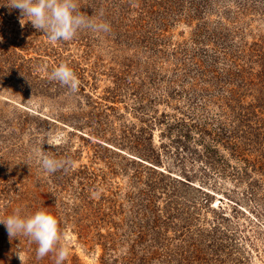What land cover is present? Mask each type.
Masks as SVG:
<instances>
[{"label":"trees","instance_id":"16d2710c","mask_svg":"<svg viewBox=\"0 0 264 264\" xmlns=\"http://www.w3.org/2000/svg\"><path fill=\"white\" fill-rule=\"evenodd\" d=\"M208 1L77 0L82 13L107 22L110 31H79L71 42L83 47L80 56L64 55L63 47L53 50V67L64 62L80 82L87 75L96 81L98 71L82 64L93 56L96 38L108 43L119 68L111 70L114 86L104 99H131L141 123L132 152L151 164L140 163L129 174L130 216L89 238L101 247L100 264H249L237 247L242 240L225 225L224 208L212 206L215 195L204 188L216 190L226 177L247 179V195L254 197L264 186V50L233 49L225 37L208 33ZM14 14L0 6L1 32L17 21ZM180 19L196 20L195 34L172 45L166 34ZM131 48L133 54L120 61ZM56 87L66 89L58 82ZM161 103L172 113L153 110ZM154 127L161 128L158 147ZM167 154L179 162L181 178L172 177L167 166L168 173L154 168ZM195 162L202 168L195 170ZM78 232L84 239L90 233Z\"/></svg>","mask_w":264,"mask_h":264},{"label":"rangeland","instance_id":"374dc122","mask_svg":"<svg viewBox=\"0 0 264 264\" xmlns=\"http://www.w3.org/2000/svg\"><path fill=\"white\" fill-rule=\"evenodd\" d=\"M208 2L212 11L208 9L203 19L208 33L225 37L233 49L245 46L247 52L252 49L250 54L264 50V0ZM18 11L11 16L17 20L13 26L5 24L8 30L0 31V219L18 207L25 216L46 210L59 221L61 244L68 250L64 264H100L101 247L89 241L92 233L112 231L130 216L129 174L140 163L151 165L132 152L141 123L127 96L104 99L105 91L114 86L111 70L119 67L102 37L95 39L99 41L93 44V56L82 64L98 71L97 80L87 75V81L70 95L67 89L58 91L57 82L48 79L54 68L53 50L63 47L64 55L80 56L83 47L71 41L51 43L30 21L22 28ZM196 26V20L180 19L166 36L172 45L184 42L195 34ZM133 52L132 48L126 51L125 57L120 53L118 59H127ZM153 110L172 113L162 103ZM160 129L153 128L156 147L161 143ZM41 143L47 155L72 164L53 174L42 171L34 160L26 164ZM162 164L154 168L181 178L175 157L163 156ZM184 164L191 168L190 161ZM198 168L202 166L195 162L194 169ZM218 183L216 190L204 188L215 195L212 206L224 208L225 225L236 232V240H242L237 247L249 264H264V186L249 197L247 179L226 177ZM81 228L90 231L85 239L79 238ZM35 249L23 236L10 240L0 224V264H54L52 253L38 259Z\"/></svg>","mask_w":264,"mask_h":264},{"label":"clouds","instance_id":"9594fccd","mask_svg":"<svg viewBox=\"0 0 264 264\" xmlns=\"http://www.w3.org/2000/svg\"><path fill=\"white\" fill-rule=\"evenodd\" d=\"M0 6H7L9 10L18 9L21 27L23 28L30 21L31 25L38 32H42L51 43L71 41L82 30L93 33L110 31L107 22L98 21L82 13L77 0H8V3ZM48 79L65 87L70 95L76 93L80 86L76 74L64 62L52 69ZM43 145L41 143L39 147L33 149L26 164L30 166V161L34 160L42 171L48 174L66 170L72 164L70 160L47 155L42 148ZM0 224L5 226L10 240L23 236L30 243L35 244L38 259L52 253L55 258L54 264H64L68 250L61 244L59 221L50 212L41 209L25 216L18 207L12 214L0 219Z\"/></svg>","mask_w":264,"mask_h":264}]
</instances>
